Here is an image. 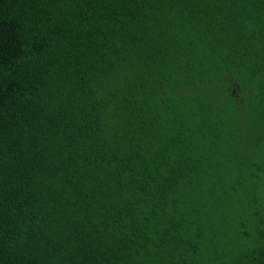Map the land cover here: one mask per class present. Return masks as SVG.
Wrapping results in <instances>:
<instances>
[{
    "label": "trees",
    "instance_id": "trees-1",
    "mask_svg": "<svg viewBox=\"0 0 264 264\" xmlns=\"http://www.w3.org/2000/svg\"><path fill=\"white\" fill-rule=\"evenodd\" d=\"M0 264H264V0H0Z\"/></svg>",
    "mask_w": 264,
    "mask_h": 264
}]
</instances>
